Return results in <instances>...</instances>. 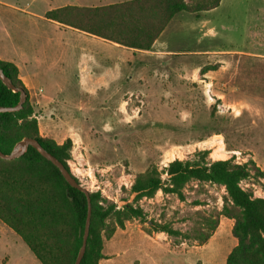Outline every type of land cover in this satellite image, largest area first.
<instances>
[{"label":"rangeland","instance_id":"374dc122","mask_svg":"<svg viewBox=\"0 0 264 264\" xmlns=\"http://www.w3.org/2000/svg\"><path fill=\"white\" fill-rule=\"evenodd\" d=\"M56 35L62 60L30 100L41 136L57 143L71 139L69 171L89 193L99 192L120 209L133 201L129 189L136 174L206 150L209 161H252L263 175L241 186L264 197V0H220L197 15L176 14L156 44L163 53L140 59L146 66L135 71V79L114 85H84L91 65L73 55L90 49L71 30ZM108 55H94L103 56L93 64L102 75L117 69L109 57L119 65L124 58L125 72L127 62L136 61L128 49ZM183 193L184 201L161 191L140 200L146 222H129L142 234L131 246L104 241L110 264H225L236 243L227 218L221 216L210 238L198 242L222 207L223 187L191 182ZM150 221L168 223L190 238L147 232Z\"/></svg>","mask_w":264,"mask_h":264},{"label":"trees","instance_id":"16d2710c","mask_svg":"<svg viewBox=\"0 0 264 264\" xmlns=\"http://www.w3.org/2000/svg\"><path fill=\"white\" fill-rule=\"evenodd\" d=\"M219 3L220 0H128L99 7L63 6L47 11L45 18L127 49L150 51L176 14L197 15L216 8ZM0 69L26 95L21 110L0 113V152L9 154L21 139L34 138L69 171L71 139L57 143L41 136L34 106L18 77L17 67L0 60ZM18 99L19 93L9 90L0 80V107L15 106ZM208 153L197 151L192 159H174L160 171L152 165L136 174L129 189L134 193L133 201L120 209L103 199L99 192L89 193V233L80 264H98L103 259L104 240L111 238L126 221L146 222L145 212L138 204L140 200L152 199L161 191L184 201L183 190L191 182L221 186L225 192L222 207L209 221L208 233L198 237L199 244L210 238L222 216L233 220L231 234L236 239L225 264H264V197H255L241 186L242 181L263 173L252 161L235 163L232 158L209 161ZM162 174L165 178H161ZM86 213L85 194L68 185L59 170L33 147L29 146L13 160L0 158V221L23 240L41 264L74 263ZM147 232L190 238L168 223L150 221Z\"/></svg>","mask_w":264,"mask_h":264},{"label":"crops","instance_id":"0c3cea01","mask_svg":"<svg viewBox=\"0 0 264 264\" xmlns=\"http://www.w3.org/2000/svg\"><path fill=\"white\" fill-rule=\"evenodd\" d=\"M125 1L128 0H0V60L11 62L17 67L18 77L30 97L39 96L38 93L42 92V83L53 79L54 65L62 60L60 57V35L56 34L57 32L59 34L61 29H66L76 34L77 43L86 45L90 49L88 53L84 54L83 50H80L81 52L73 55L74 61L91 65L90 71L88 70L89 72L87 71L84 77V85H114L118 81L121 83L133 81L136 75L135 71L146 66L141 63L140 59L155 58L158 54L163 53L155 49L163 32L154 42L150 51L128 49L133 53L132 58H136V61L133 59L134 63L127 62V69L130 71L125 72L122 67L125 63L124 58L119 65L118 58L116 60L114 57H109L117 69L102 75L95 71L96 68L93 64L101 62L103 56L96 58L97 56L94 55L100 53L109 56L108 53L111 54L113 50L125 51L127 48L79 30L64 27L45 18L47 11L63 6L99 7ZM109 59L105 58L103 61ZM119 66L122 67L121 72ZM119 92L121 97L125 95L124 89L117 91V93ZM227 220L229 227H232L233 220ZM139 228V225L127 221L122 228H116L111 238L104 241L106 243L116 241L121 244V241L124 240L126 245L131 246L134 244L135 238L142 234ZM0 234L3 235L0 238V264H41L23 240L1 221ZM106 243L103 242V259L99 261V264H103V261L108 264L111 262V254L103 253Z\"/></svg>","mask_w":264,"mask_h":264},{"label":"water","instance_id":"95a60500","mask_svg":"<svg viewBox=\"0 0 264 264\" xmlns=\"http://www.w3.org/2000/svg\"><path fill=\"white\" fill-rule=\"evenodd\" d=\"M0 80L1 82L11 91L13 92H18L19 93V99L18 102L15 106L11 107H0V113L4 112H17L21 110L22 105L26 99V95L23 90L20 88L15 87L10 79H8L0 69ZM33 147L43 158H45L47 161L52 163L60 172L64 180L68 183L73 188H76L80 191H82L87 200V213H86V218H85V223H84V229H83V234H82V240H81V245L79 247L77 256L75 258V261L73 264H80V261L84 255L85 252V247H86V241L89 233V224H90V213H91V207H90V198H89V191L83 188L74 175L71 174L70 171H68L61 162H59L54 156H52L50 153H48L45 149L42 148V146L38 143L37 140L34 138H29L25 137L18 141L14 147L12 148L11 152L9 154H3L0 152V158L3 160H13L15 158L20 157L23 155L28 147Z\"/></svg>","mask_w":264,"mask_h":264}]
</instances>
